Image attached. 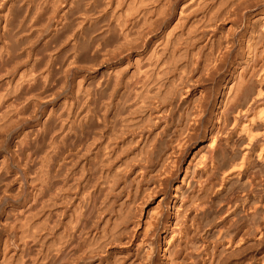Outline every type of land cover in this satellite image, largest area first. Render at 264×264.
<instances>
[{"label":"bare ground","instance_id":"1","mask_svg":"<svg viewBox=\"0 0 264 264\" xmlns=\"http://www.w3.org/2000/svg\"><path fill=\"white\" fill-rule=\"evenodd\" d=\"M0 83V264H264V0H0Z\"/></svg>","mask_w":264,"mask_h":264},{"label":"rangeland","instance_id":"2","mask_svg":"<svg viewBox=\"0 0 264 264\" xmlns=\"http://www.w3.org/2000/svg\"><path fill=\"white\" fill-rule=\"evenodd\" d=\"M33 41H34V40H33ZM18 47L20 48V46H17V47H16V49H15L16 52H18V50H19ZM62 50H63V51H62ZM65 50H66V49H63V48L61 47V48H59L58 53H61V55H64V56H68L67 54L70 53V52L67 51V50H66L67 52H64ZM62 52H63V53H62ZM92 62H93V64H94V61H92ZM84 63H86V62H83V63L81 62V63H80V66H81V65H82V66H84V65L88 66V63H87V64H84ZM97 63H98V62H96L95 64H97ZM90 64H92V63L90 62ZM93 64H92V65H93ZM94 66H95V65H94ZM10 68H12L13 71H12ZM14 70H15V71H14ZM9 71H10V72H8L7 74H4L5 76H3V77L1 78V81H2V82H5L4 79H10V76L14 77V76L16 75V73H15V72H16V69H14L13 67L10 66V67H9ZM13 72H14V73H13ZM90 73H91V74H92V73H95V70L92 71V69H90V71H89V76H91ZM78 74L81 75V72H78ZM78 74H77V75H78ZM61 75H62V76H61ZM8 76H9V77H8ZM60 76H61L62 78H61ZM60 78H61L62 80H61ZM58 79H59V80H58ZM69 80H70L71 82H70ZM56 81H57L56 85L59 86V87H57V89H55V90H56L57 93H59V95H60L61 97H63L64 95H66L67 92L69 93V90H71L72 87H73V85H74V82H73L72 76H70V75L67 76V77L65 78L64 74H59L58 77H57V80H56ZM65 81H66V84H65ZM60 82H61V83H60ZM59 84H60V85L62 84V85L64 86L63 89L60 88V85H59ZM0 85H1V86H0V92H1V91H4V92H5V89L7 88V85H6V84H3V83H2V84L0 83ZM4 85H6V86H4ZM71 85H72V87H71ZM65 86H66V87H65ZM59 88H60V89H59ZM2 89H3V90H2ZM68 93H67V94H68ZM14 94H15V93H14ZM14 94H10L11 96H8L9 99H11V97H13ZM14 96H15V95H14ZM60 96H59V97H60ZM61 97H60V98H61ZM13 98H14V97H13ZM44 106H45L44 104H42V105L39 104L37 107H34V108H35L34 111H36V112L38 111V112H37L38 114H39V113L42 114V113L44 112L45 108H46V106H45V107H44ZM30 108H33V107L31 106ZM30 108L28 107V109H29L30 111L27 109V112H26V114H27L28 112H31V113H28V114H27L28 117H29V114H32V111H33V109H30ZM43 108H44V109H43ZM40 110H41V111H40ZM42 110H43V111H42ZM39 111H40V112H39ZM41 112H42V113H41ZM26 118H27V117H26ZM26 122H27V120H26ZM10 125H11V126H10ZM10 125H9V124H8L7 126L3 125L2 127L5 126L4 129H3L2 127H1L2 129L0 128V129L2 130V131H0V136H1L2 139H3V140H2L1 137H0V159H2V158H1L2 155H4L5 153H7L8 151H9V152L11 151V150H10L11 148H10V149H9V148L7 149L6 147L11 146V142H12V140L14 139V136H15L16 131H17V125H16V123H15V124H14V123H11ZM9 126H10V127H9ZM12 128H13V129H12ZM15 128H16V129H15ZM5 129H6V130H5ZM8 129H10V130H8ZM6 139H7V140H6ZM1 140H2V141H1ZM5 145H6V146H5ZM8 145H9V146H8ZM5 148H6V149H5ZM1 150H2V151H1ZM5 164H7L8 166H6V167L3 166V168H4V167H5V168H4V169L2 168V172H3L4 170H6L7 168H8V169L6 170V172L8 171L9 173H11V172L13 173V172L15 171V169H14L15 167H14V164H13L12 162H11V163H5ZM5 164H4V165H5ZM71 167H72V166H71ZM73 168H74V166H73ZM11 169H12V170H11ZM75 170H76V169H75ZM87 170H89L88 167H86V169H85L84 171H85L86 173L90 171V170H89V171H87ZM77 171H78V170H76V173H80V172H81V171H80V172H79V171L77 172ZM2 172H1V174H2ZM4 173H5V171H4ZM4 173H3V174H4ZM12 173H11V174H12ZM8 175H9V174H8ZM77 175H78V174H77ZM4 176H5V177H4ZM4 176L2 175L1 177L7 179V178H6V175H4ZM1 177H0V178H1ZM7 177H8V176H7ZM8 178H9V177H8ZM0 183H1V182H0ZM122 183H123V182H122ZM122 183H120V185H121ZM1 184H2V183H1ZM1 184H0V187L2 188V185H3V184H2V185H1ZM1 188H0V190H1ZM123 191H124V192H123V193H119V195H118V192H116L115 200H116L117 202L120 200V198H121V199H122V198L124 199V197H125V196H124L125 190H123ZM9 192L12 193V195H14L15 192L13 191V187H12V189H11V187H9ZM0 193H1V191H0ZM119 196H120V197H119ZM116 198H117V199H116ZM7 201H9V199H8V200H4V202H3V201H0V203H2V204H0V209H2L3 207H5L6 205H8V204H5V202L7 203ZM116 201H115V202H116ZM155 201H157V200L154 199V200H152L151 202H148V204L152 207V205H154ZM117 202H116V203H117ZM116 203H114V204H116ZM150 203H152V204H150ZM150 206H148V207L150 208ZM148 207H147V208H148ZM120 246H121V247H120ZM120 246L118 247V245H116V246L114 245V247H113V245H112V246H110V249L113 248L112 251H114V250H117V251H119V250H121V251L124 250V249H123L124 247H122V245H120ZM119 248H120V249H119ZM110 251H111V250H110ZM110 254H112V253H110Z\"/></svg>","mask_w":264,"mask_h":264}]
</instances>
